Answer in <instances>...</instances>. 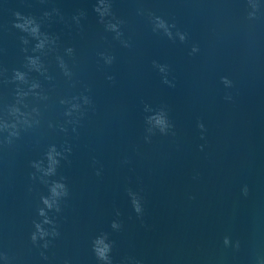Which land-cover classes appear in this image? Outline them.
<instances>
[{
    "label": "water",
    "instance_id": "water-1",
    "mask_svg": "<svg viewBox=\"0 0 264 264\" xmlns=\"http://www.w3.org/2000/svg\"><path fill=\"white\" fill-rule=\"evenodd\" d=\"M0 264H264V0H0Z\"/></svg>",
    "mask_w": 264,
    "mask_h": 264
},
{
    "label": "clouds",
    "instance_id": "clouds-1",
    "mask_svg": "<svg viewBox=\"0 0 264 264\" xmlns=\"http://www.w3.org/2000/svg\"><path fill=\"white\" fill-rule=\"evenodd\" d=\"M16 26L21 28L22 30L30 31L33 35H36L38 32V27L34 26L31 20H25L23 24H17ZM38 47H43V44L38 45ZM32 63H35V62L32 61ZM17 78L22 80L23 76L21 74H17ZM156 123L162 126L164 122L162 119H157ZM161 130H163V128ZM48 159H49V167L47 171L44 173L45 175H50L54 172V165L56 163L51 153L49 154ZM51 193L54 198L60 196L61 194H64L63 185H60V184L54 185L51 189ZM54 202H55L54 200L52 202H50L47 199L44 200V204L48 206L49 208L53 206ZM41 215H43V212H41ZM37 230L40 231L39 225H37ZM40 234H41V237H43L44 233L41 232ZM33 239H35V236L33 237ZM97 251L101 259L106 258L105 253L107 252V246H104L103 248H99L97 249Z\"/></svg>",
    "mask_w": 264,
    "mask_h": 264
}]
</instances>
